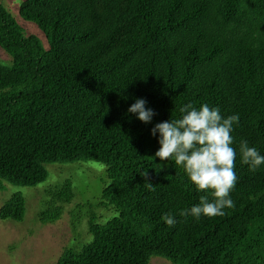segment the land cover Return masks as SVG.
Returning a JSON list of instances; mask_svg holds the SVG:
<instances>
[{"label": "trees", "instance_id": "trees-1", "mask_svg": "<svg viewBox=\"0 0 264 264\" xmlns=\"http://www.w3.org/2000/svg\"><path fill=\"white\" fill-rule=\"evenodd\" d=\"M18 13L45 41L0 4V49L12 57L0 61V188L36 186L51 163L96 161L108 179L78 206L90 240L56 264H264V164L252 171L239 155L242 139L264 155V0H23ZM137 98L156 113L148 124L127 111ZM189 102L239 115L235 206L223 216L179 215L206 193L154 156L152 127ZM50 190L42 223L60 217L71 180ZM98 206L113 216L99 219ZM25 213L19 191L0 207L3 219Z\"/></svg>", "mask_w": 264, "mask_h": 264}, {"label": "rangeland", "instance_id": "rangeland-1", "mask_svg": "<svg viewBox=\"0 0 264 264\" xmlns=\"http://www.w3.org/2000/svg\"><path fill=\"white\" fill-rule=\"evenodd\" d=\"M23 0H0L10 15L23 26L24 33H34L44 42V35L36 24L24 21L18 9ZM12 57L0 49V61L11 63ZM48 177L36 186L15 185L4 181L0 188V207L10 196L19 191L26 200V213L22 221L0 217V264H56L62 252L70 247H79L89 241L91 234L86 224L84 206L94 196H99L107 184L105 166L96 161L47 164ZM65 179L71 180L72 197L63 205L60 217L54 222L42 223L39 215L50 203L51 188ZM80 216L76 217V212ZM75 214H73V213ZM99 219L105 221L113 216L111 208L96 207ZM150 264H172L169 260L153 256Z\"/></svg>", "mask_w": 264, "mask_h": 264}, {"label": "clouds", "instance_id": "clouds-1", "mask_svg": "<svg viewBox=\"0 0 264 264\" xmlns=\"http://www.w3.org/2000/svg\"><path fill=\"white\" fill-rule=\"evenodd\" d=\"M146 104L145 99L137 98L127 111L148 124L156 113ZM180 112L183 114L180 119L158 122L152 127L153 136L159 133L160 145L154 156L161 161L174 159L175 164L185 170L196 189L206 193L200 196L198 204L181 210L179 215L190 214L196 219L202 215L209 218L223 216L226 208L235 206L230 193L238 180L235 172L237 150L233 147L231 133L233 125L239 123V115L224 117L218 107H210L205 103L197 108L191 102L181 106ZM239 155L241 163L249 165L252 171L264 164V155L256 147L249 146L247 140L240 141ZM142 177L147 181L145 186L155 191L149 172L142 173ZM161 219L169 227L177 223L171 213H165Z\"/></svg>", "mask_w": 264, "mask_h": 264}]
</instances>
